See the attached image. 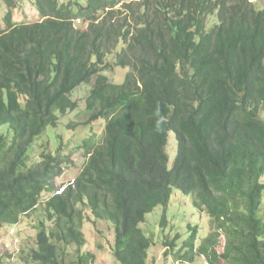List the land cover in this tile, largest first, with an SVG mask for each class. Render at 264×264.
Here are the masks:
<instances>
[{
    "label": "trees",
    "instance_id": "trees-1",
    "mask_svg": "<svg viewBox=\"0 0 264 264\" xmlns=\"http://www.w3.org/2000/svg\"><path fill=\"white\" fill-rule=\"evenodd\" d=\"M29 2L40 19L8 12L0 23V229L49 196L31 263L67 264L74 246L72 264H93L81 228L108 221L118 262L147 264L160 238L144 232L147 216L162 206L167 227L179 191L212 229L165 235L167 251L192 264H264V0ZM119 68L125 76L108 74ZM83 84L87 123L105 120V135L80 140L86 159L58 185L74 132L57 134L55 149L40 144Z\"/></svg>",
    "mask_w": 264,
    "mask_h": 264
},
{
    "label": "rangeland",
    "instance_id": "rangeland-1",
    "mask_svg": "<svg viewBox=\"0 0 264 264\" xmlns=\"http://www.w3.org/2000/svg\"><path fill=\"white\" fill-rule=\"evenodd\" d=\"M30 0H13L9 4L6 0H0V23L3 25V17L8 12L13 13V18L16 23H31L40 19V14L36 7L29 2ZM60 2H68L69 0H59ZM127 3H133V0H122ZM255 1V0H252ZM111 70L108 74L112 76H125L126 70ZM117 78V81H118ZM89 93V86L87 84L81 85L72 94V99L78 102L76 109L69 111L66 115L62 116L61 122L58 125L55 133L54 128H49L45 133V138L41 140L40 146L43 141L48 138L50 141V148L55 149L59 144L57 134H64L69 136V132H74L70 143L67 144L65 153L68 154L69 162L62 170L61 175L57 178L58 185H67L73 182V179L79 173L86 157L84 150L81 146L80 140L85 138L86 134L91 131L97 134L98 139H102L105 135L106 121L103 119L94 120L87 123L88 114L86 111V98ZM77 121V122H76ZM69 125L70 129L68 130ZM69 131V132H68ZM39 148H34L33 154L37 153ZM177 150V143L175 136L172 135L168 146V153L171 158V163L174 161ZM61 191V190H60ZM59 191V192H60ZM49 197V196H48ZM48 197L41 199L37 209L27 215V219L23 218L21 222L8 229H0V256H4L3 261L7 264H27L23 259L31 263L30 251L32 247L36 246L37 242V221L40 211L43 210ZM164 208L157 207L152 213L147 216V224L144 227V232L150 237H160L156 246H153L149 253L147 264H192L186 261H181L177 258L176 254L171 252L163 246L165 235L174 239L178 233H182L184 240L191 235L193 228H199L201 234L208 235L211 232V220L207 217H201L199 211L192 204L191 198L183 195L179 191H174L172 199L167 211V227L162 228L161 220L164 215ZM264 213V212H263ZM37 223V224H36ZM36 225V226H35ZM49 228L53 223L47 221ZM192 226V227H191ZM87 241L85 250L90 251L95 255V262L93 264H120L113 253V246L115 245V233L113 226L108 221H97L94 225L85 222L81 228ZM183 240V241H184ZM183 241H179V244ZM218 252L223 253L221 247ZM21 254L23 256L21 257ZM76 254V247L70 246L68 248L67 264H72ZM35 264V263H31ZM194 264H210L205 257L198 258V262ZM217 264H229L224 259H221Z\"/></svg>",
    "mask_w": 264,
    "mask_h": 264
}]
</instances>
